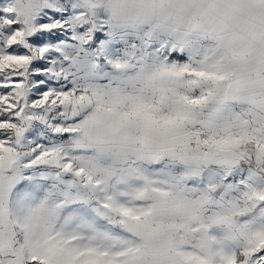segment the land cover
<instances>
[{"label": "snow or ice", "instance_id": "6c2138e0", "mask_svg": "<svg viewBox=\"0 0 264 264\" xmlns=\"http://www.w3.org/2000/svg\"><path fill=\"white\" fill-rule=\"evenodd\" d=\"M0 264H264V0H0Z\"/></svg>", "mask_w": 264, "mask_h": 264}]
</instances>
